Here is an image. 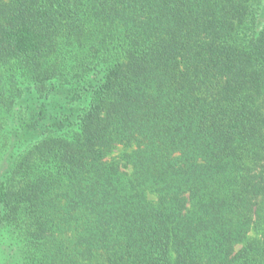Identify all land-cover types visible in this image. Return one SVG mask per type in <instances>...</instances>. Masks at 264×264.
Wrapping results in <instances>:
<instances>
[{
	"label": "trees",
	"instance_id": "16d2710c",
	"mask_svg": "<svg viewBox=\"0 0 264 264\" xmlns=\"http://www.w3.org/2000/svg\"><path fill=\"white\" fill-rule=\"evenodd\" d=\"M0 264H264V0H0Z\"/></svg>",
	"mask_w": 264,
	"mask_h": 264
}]
</instances>
